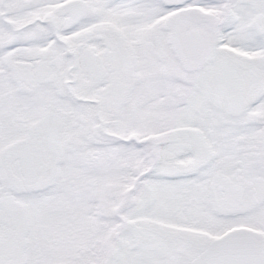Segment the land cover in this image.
Listing matches in <instances>:
<instances>
[{
  "label": "snow or ice",
  "instance_id": "obj_1",
  "mask_svg": "<svg viewBox=\"0 0 264 264\" xmlns=\"http://www.w3.org/2000/svg\"><path fill=\"white\" fill-rule=\"evenodd\" d=\"M0 264H264V0H0Z\"/></svg>",
  "mask_w": 264,
  "mask_h": 264
}]
</instances>
